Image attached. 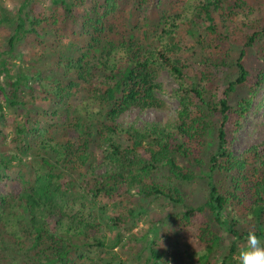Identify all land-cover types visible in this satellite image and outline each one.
<instances>
[{"label":"trees","instance_id":"1","mask_svg":"<svg viewBox=\"0 0 264 264\" xmlns=\"http://www.w3.org/2000/svg\"><path fill=\"white\" fill-rule=\"evenodd\" d=\"M40 2L0 0V264H237L248 231L264 241V140L234 149L264 0ZM163 72L175 115L121 122L169 113ZM155 200L165 240L136 244Z\"/></svg>","mask_w":264,"mask_h":264},{"label":"rangeland","instance_id":"2","mask_svg":"<svg viewBox=\"0 0 264 264\" xmlns=\"http://www.w3.org/2000/svg\"><path fill=\"white\" fill-rule=\"evenodd\" d=\"M8 7L16 9L21 3V0H5ZM41 5L43 7H49V0H41ZM160 82L164 85L165 92L160 93V98L165 100L169 105V113L162 114L158 112H149L145 115H140L138 111L128 112L121 118V122L125 124L132 123L138 118H144L147 120L157 119L166 122L169 116H174L178 109V100L175 98L174 93L177 89V85L171 76L167 72H163L159 78ZM264 140V89L260 93L256 111L247 118L242 131L239 133L237 143L235 144V152L241 154L252 145L259 143ZM148 203L145 204L147 207ZM120 209L123 208L122 205L119 206ZM111 211H114V207H109ZM171 210L169 204L163 200H155L149 205V210L144 212L143 209H138V215L135 219V229L134 233L139 239V243L149 244L151 241L155 240L158 242H163L165 240L166 234L162 230L156 229V226L152 224V214H164ZM115 233H109V239L112 240L115 237ZM245 245V244H243ZM127 251H129V245L127 246ZM171 252V250H170ZM148 253V252H147ZM123 264H137L129 252L122 255Z\"/></svg>","mask_w":264,"mask_h":264},{"label":"clouds","instance_id":"3","mask_svg":"<svg viewBox=\"0 0 264 264\" xmlns=\"http://www.w3.org/2000/svg\"><path fill=\"white\" fill-rule=\"evenodd\" d=\"M237 264H264V241L257 232L250 230L245 237V245L235 256Z\"/></svg>","mask_w":264,"mask_h":264}]
</instances>
